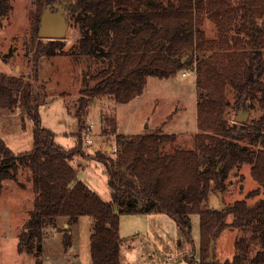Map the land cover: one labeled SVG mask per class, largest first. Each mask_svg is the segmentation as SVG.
Listing matches in <instances>:
<instances>
[{
  "label": "trees",
  "instance_id": "1",
  "mask_svg": "<svg viewBox=\"0 0 264 264\" xmlns=\"http://www.w3.org/2000/svg\"><path fill=\"white\" fill-rule=\"evenodd\" d=\"M12 0H0V20L12 11ZM32 40L37 47L29 59V75L0 72V109H19L33 122V148L15 153L0 139V195L5 181L27 174L34 193L18 251L42 264L44 231L56 228L60 218L69 227L79 218L94 220L90 236L92 264H121L124 239L120 235L125 214H166L190 241L192 216L200 219L199 258L186 255L190 264H264V0H33ZM67 7L80 38L72 54L89 64L101 63L96 74L83 72L75 115L79 132H85L91 105L106 96L127 104L142 95L149 77L169 79L184 70L196 73L199 132L192 148H165L176 134L161 127L139 134L118 133L117 118L103 117L115 137L117 151H98L108 178L111 200L78 178L73 165L85 154L82 144L66 148L43 127L40 110L49 94L40 80L41 58L65 53L62 39L39 36L45 10L55 4ZM53 12L56 8L52 9ZM206 19L216 24L219 39H207ZM234 34L229 37V32ZM195 55L191 60L190 55ZM191 55V56H192ZM231 92L234 104L228 98ZM256 106L258 118L239 123L229 110ZM81 137V136H80ZM81 139V138H80ZM249 141L250 147L244 145ZM251 167L258 187L225 208L224 195L235 168ZM216 195L218 205L212 203ZM258 198L255 202L250 201ZM232 221H228L229 217ZM241 233L231 260L209 263L214 247L226 229ZM71 229L64 245H72ZM255 245L259 250L252 255Z\"/></svg>",
  "mask_w": 264,
  "mask_h": 264
},
{
  "label": "rangeland",
  "instance_id": "2",
  "mask_svg": "<svg viewBox=\"0 0 264 264\" xmlns=\"http://www.w3.org/2000/svg\"><path fill=\"white\" fill-rule=\"evenodd\" d=\"M227 1L238 5L243 0ZM11 5L10 15L0 20V72L29 75V59L37 47V39L32 40L31 19L36 7L33 0H12ZM66 16L68 23L61 37L65 43V53L49 59L41 58L40 80L46 84L49 94L46 104L40 110L42 125L52 131L56 140L68 149L82 144L85 154L76 156L72 162L78 169V178L108 202L111 196L107 175L103 166L93 159L98 151L113 152L116 146L115 137L105 132L106 129L109 131V126L103 117L115 115L118 130L122 133L140 129L153 131L157 127H161L163 131L181 132L182 134L177 135L175 143L166 146V152H171L179 146L192 148L196 134L193 132L198 129L196 73L184 70L163 80L149 77L140 99L132 103L116 104L109 96L97 100L91 105L86 118L93 139V142L86 146L83 140L84 131L82 135L79 132L75 110L80 97L83 72L96 74L101 68V63L89 64L72 54L76 51L80 32L74 25L71 13L67 11ZM203 30L207 39H219L216 24L212 19H206ZM233 34L234 32L230 31L228 35L231 37ZM191 55V60H194L195 55ZM18 65L20 69L16 70ZM183 73H186V76H183ZM228 98L233 105L235 98L231 92H228ZM242 111L229 110L230 119H234L235 115ZM262 114L263 111L256 106L255 110L249 112L248 122ZM33 127V122L22 115L19 109H0V139L15 153L33 148ZM243 144L251 146L249 141ZM19 181L25 183V188L19 187L15 181L8 180L5 181L0 195V264H36L33 255L17 251L19 236L26 230L28 211L33 206L34 198L32 183L27 174L20 172ZM257 187L250 166L235 168L228 178L223 199L226 204L232 205ZM257 199L250 202L253 203ZM212 203L218 205L216 195L212 196ZM228 221H232L231 216ZM191 222L189 241L176 222L166 214L122 215L120 235L124 243L121 264H190L185 260L186 255L194 254L195 259L199 258V216L193 215ZM93 223L91 217L83 216L79 218L78 223L69 227L67 219L60 218L56 228H46L42 264H92L90 236ZM68 229H71L73 240L71 247L65 249L64 234ZM240 235L235 229H226L216 241L214 259L218 262L233 259L236 254V241ZM259 249V245H255L252 255Z\"/></svg>",
  "mask_w": 264,
  "mask_h": 264
},
{
  "label": "water",
  "instance_id": "3",
  "mask_svg": "<svg viewBox=\"0 0 264 264\" xmlns=\"http://www.w3.org/2000/svg\"><path fill=\"white\" fill-rule=\"evenodd\" d=\"M53 8H56L55 12L52 11ZM67 11V7L58 3L49 6L42 16L41 25L39 29V36L43 39H61L64 29L68 23L66 16ZM249 112L250 111L247 107L235 117V120L239 123L247 122ZM218 198L222 205V208H225V204L223 203V196L220 192L218 193ZM214 243L215 242L213 241L211 245L210 258L208 260L209 263L214 260Z\"/></svg>",
  "mask_w": 264,
  "mask_h": 264
},
{
  "label": "crops",
  "instance_id": "4",
  "mask_svg": "<svg viewBox=\"0 0 264 264\" xmlns=\"http://www.w3.org/2000/svg\"><path fill=\"white\" fill-rule=\"evenodd\" d=\"M20 69V66L18 65V66H16V70H19ZM183 75V74H182ZM148 81V80H147ZM147 85V84H146ZM140 97H141V95L140 96H138V97H136L134 100H132L131 101V103L132 102H134V101H138L139 99H140ZM198 128V127H197ZM151 130V129H150ZM145 130H142V129H140V130H137L136 132H130V133H122V132H119V130H118V133H122V134H139V133H143ZM198 131H199V128L198 129H196V131L195 132H193L194 134L195 133H198ZM165 133H172V134H176V135H180V134H182L181 132H173V131H164ZM184 134V133H183ZM188 134H192V133H188ZM104 140V139H103ZM105 141V140H104ZM108 149H110V148H107V150ZM4 185H5V183H4ZM28 188H30L29 186H28ZM27 221V220H26ZM17 251H18V246H17ZM19 252V251H18ZM20 253V252H19Z\"/></svg>",
  "mask_w": 264,
  "mask_h": 264
},
{
  "label": "built area",
  "instance_id": "5",
  "mask_svg": "<svg viewBox=\"0 0 264 264\" xmlns=\"http://www.w3.org/2000/svg\"><path fill=\"white\" fill-rule=\"evenodd\" d=\"M183 76H186V73H183ZM91 127H87V129L85 130L84 132V136H83V140H84V144L87 146V145H90L92 142H93V139H92V136H91ZM115 150H113L114 154L116 153L117 151V147L115 146L114 148Z\"/></svg>",
  "mask_w": 264,
  "mask_h": 264
}]
</instances>
